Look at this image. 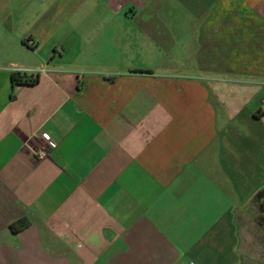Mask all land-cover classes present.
I'll return each mask as SVG.
<instances>
[{
	"label": "crops",
	"instance_id": "obj_1",
	"mask_svg": "<svg viewBox=\"0 0 264 264\" xmlns=\"http://www.w3.org/2000/svg\"><path fill=\"white\" fill-rule=\"evenodd\" d=\"M0 264H264V0H0Z\"/></svg>",
	"mask_w": 264,
	"mask_h": 264
},
{
	"label": "built area",
	"instance_id": "obj_2",
	"mask_svg": "<svg viewBox=\"0 0 264 264\" xmlns=\"http://www.w3.org/2000/svg\"><path fill=\"white\" fill-rule=\"evenodd\" d=\"M43 139L47 143V148H49V149H56L57 148L58 144L56 142H54L53 140H51L49 136L44 134ZM32 154H33L34 159H36V160H44L48 157V152L45 149H43V150H32Z\"/></svg>",
	"mask_w": 264,
	"mask_h": 264
},
{
	"label": "trees",
	"instance_id": "obj_3",
	"mask_svg": "<svg viewBox=\"0 0 264 264\" xmlns=\"http://www.w3.org/2000/svg\"><path fill=\"white\" fill-rule=\"evenodd\" d=\"M12 80H13L14 84L21 85V86L35 85L39 81L37 78L36 79H28L26 76L22 75L21 73H13Z\"/></svg>",
	"mask_w": 264,
	"mask_h": 264
}]
</instances>
